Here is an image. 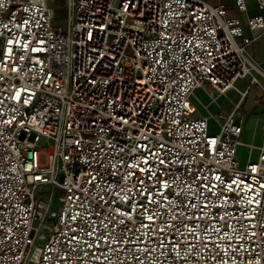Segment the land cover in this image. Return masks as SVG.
<instances>
[{
	"label": "built area",
	"instance_id": "obj_1",
	"mask_svg": "<svg viewBox=\"0 0 264 264\" xmlns=\"http://www.w3.org/2000/svg\"><path fill=\"white\" fill-rule=\"evenodd\" d=\"M47 3L0 0V264H264V146L239 167L238 105L210 133L189 100L264 78L263 17L69 0L62 28Z\"/></svg>",
	"mask_w": 264,
	"mask_h": 264
},
{
	"label": "crops",
	"instance_id": "obj_2",
	"mask_svg": "<svg viewBox=\"0 0 264 264\" xmlns=\"http://www.w3.org/2000/svg\"><path fill=\"white\" fill-rule=\"evenodd\" d=\"M215 2L225 5L229 15L240 18L242 23L245 22L248 16L258 13L264 19V10L258 12L255 7L254 0H245L247 6V11L245 13L238 12L235 9L232 0H215ZM47 4L50 7V9H52L53 12V16H52L53 24L59 25L56 24V22L58 21V19H61V22H64L66 25L69 0H48ZM59 11L62 12L59 14L58 13ZM245 33L249 35L248 30H246ZM247 57L259 71L264 72V32L257 33L256 39L247 47ZM254 73L256 74L257 72L251 71V76L257 81L256 77L254 76ZM248 79L249 80L247 87L244 90H239L238 88H236V83L240 82L241 80V79H237L234 82L233 88L227 90L224 94H220L218 91L210 87L207 83H204L200 87L194 89V91L192 92L189 98L192 106L194 107L193 117L207 119L208 131L210 133H216L218 131V126L215 123V120H217V118L220 119V115H228L234 109V106L238 105V111L242 116L243 126H244V117L241 114V110L243 107V102L246 101L248 97H250L254 101L250 113L264 114V104L262 103L261 100L264 95V87L262 86L259 89L253 88L251 92L250 90L251 87L258 86V83L250 86L249 85L250 78L248 77ZM262 82H264V78H262ZM241 93H245V95L241 96ZM262 125H261V130H262ZM243 126L238 141L239 143L236 147V154H237V148L243 145L247 149V156L245 160V163H247L248 161L256 160L261 144H259L255 135H252L250 137H248L245 134L243 135Z\"/></svg>",
	"mask_w": 264,
	"mask_h": 264
},
{
	"label": "rangeland",
	"instance_id": "obj_3",
	"mask_svg": "<svg viewBox=\"0 0 264 264\" xmlns=\"http://www.w3.org/2000/svg\"><path fill=\"white\" fill-rule=\"evenodd\" d=\"M62 11H59L58 13L60 14ZM60 18V17H59ZM56 24H59L60 26H62V28L65 27V23L61 22V19H58V21L56 22ZM253 71V70H252ZM258 74V73H254V76L257 79V83L258 86H252L251 87V92L252 89H259L260 87H264V82H262V76ZM248 78H244L241 79L240 82L236 83V88H238L239 90H244L247 87L248 84ZM253 99H251L250 97H248V99L246 101L243 102V107L241 110V114L244 117V126H243V135H247L248 137L255 135L257 141L259 142V144L264 146V136L261 130V125L264 123V114L261 113H250L253 107ZM246 156H247V149L241 145L237 148V160H238V164L240 167H243L245 160H246ZM40 161L43 163L44 162V156L40 157ZM44 189H48L45 186L43 187ZM49 191H51V189H48ZM44 193H39V196H43ZM47 195V194H46ZM58 193H55V195L53 196L52 200H51V209L56 211L57 208L59 207V201H58Z\"/></svg>",
	"mask_w": 264,
	"mask_h": 264
}]
</instances>
